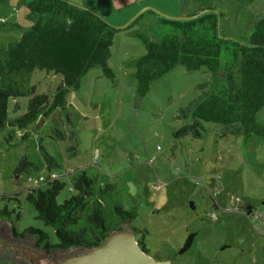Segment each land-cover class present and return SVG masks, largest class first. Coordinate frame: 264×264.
<instances>
[{"label": "rangeland", "instance_id": "rangeland-1", "mask_svg": "<svg viewBox=\"0 0 264 264\" xmlns=\"http://www.w3.org/2000/svg\"><path fill=\"white\" fill-rule=\"evenodd\" d=\"M62 1L116 29L108 60L112 76H106L100 66L91 67L79 88L63 95L61 107L26 129H17L8 122L25 113L30 90L53 96L62 78L43 70L0 71V86L23 94L8 102V120L0 128V210L10 212L0 218V264H36L35 253L37 259L43 256L57 262L64 257L35 247L33 237L11 234L12 229L21 233L31 227L45 232L50 244L57 243L53 228L38 220L34 208L24 201L28 178L49 172L38 145L60 166L50 170L64 184L58 204L73 195L71 185L79 173L84 171L94 180L92 195L70 230L89 228L87 216L98 202L106 226L112 232L132 231L137 242L144 238L146 254L154 261L264 264V135L238 140L236 127L209 122H202L199 137L178 133L181 127L191 126L186 112L205 95V84L223 73L212 76L203 67L187 71L177 65L152 81L142 96L135 77L144 42L159 43L169 30L164 19L213 14L218 37L248 45L252 30L264 20V0ZM46 19L43 15L42 21ZM33 24L24 2H0L1 65ZM238 63L229 70L234 86ZM256 118L264 128V105ZM23 157L37 170L16 177L15 167ZM66 173L70 176L64 177ZM116 205L134 211L128 225L120 221L124 215L114 212ZM189 235L192 243L181 254ZM68 253L65 256L70 258L83 250Z\"/></svg>", "mask_w": 264, "mask_h": 264}, {"label": "trees", "instance_id": "trees-1", "mask_svg": "<svg viewBox=\"0 0 264 264\" xmlns=\"http://www.w3.org/2000/svg\"><path fill=\"white\" fill-rule=\"evenodd\" d=\"M21 1L34 18V24L9 49L7 59L0 64V71L19 74L43 70L59 74L62 78L53 96L34 94L30 90L31 97L27 101L25 113L8 122L11 127L26 129L40 117H46L53 108L61 107L63 95L78 89L81 78L91 67L100 66L106 76H112L108 60L117 31L94 14L62 0ZM43 15L47 16L44 22ZM164 22L169 25V30L162 35L159 43L145 41V53L135 64L138 95L145 94L152 81L161 78L177 65L187 71H197L203 67L212 76L223 73V77H211L210 83L205 84V95L186 112L191 117V126L181 127L178 133L191 132L194 137H199L198 131L203 129L202 122H209L222 125L223 128L236 127L244 138L264 135V128L256 118L264 105V20L252 30L248 45L219 38L213 14H204L185 22L165 19ZM237 60L238 82L234 86L229 70ZM20 96L23 94L18 90L0 86V128L8 120V102ZM38 152L49 172L60 168L41 145H38ZM29 170L37 168L23 157L15 167L14 175L17 177ZM59 178L45 183V190L39 188L44 184L32 187L28 178L30 187H27L24 197V201L36 211V218L53 228L57 243L50 244L45 232L31 227L21 233L12 229L11 234L21 239L33 237L35 247L64 255V260L68 258L65 255L70 250L96 248L112 231L106 226L98 202L93 204L87 216L90 227L70 230L71 226L77 225L80 213L92 195L94 180L84 171L79 173L71 185L73 195L58 204L56 198L64 186ZM262 205L264 207V202ZM250 209L246 207L248 213ZM114 212L124 215L120 221L127 225L135 214L132 210L123 211L117 205L114 206ZM9 213L6 209L0 210V218L8 217ZM143 239L138 241V245L147 253ZM191 243L192 235H189L180 253L187 251Z\"/></svg>", "mask_w": 264, "mask_h": 264}, {"label": "water", "instance_id": "water-1", "mask_svg": "<svg viewBox=\"0 0 264 264\" xmlns=\"http://www.w3.org/2000/svg\"><path fill=\"white\" fill-rule=\"evenodd\" d=\"M204 14L206 12H201L189 18H176V21H189ZM168 20L172 21L170 18ZM219 38L227 40V38ZM35 255L38 256L37 253ZM36 256L32 258L36 264H169L168 261L157 262L149 257L140 248L130 230L111 232L96 248L83 250V253L60 262L47 260L43 256L37 259Z\"/></svg>", "mask_w": 264, "mask_h": 264}, {"label": "built area", "instance_id": "built-area-1", "mask_svg": "<svg viewBox=\"0 0 264 264\" xmlns=\"http://www.w3.org/2000/svg\"><path fill=\"white\" fill-rule=\"evenodd\" d=\"M64 175H68L69 176V173H66ZM59 177L53 173V172H48L47 176H38L37 178L33 179V178H30L28 181L30 182L31 186L32 187H35V186H38L40 184H45L47 182H52L54 180H57ZM236 201V200H235ZM210 217L211 218H215L214 214H210Z\"/></svg>", "mask_w": 264, "mask_h": 264}, {"label": "crops", "instance_id": "crops-1", "mask_svg": "<svg viewBox=\"0 0 264 264\" xmlns=\"http://www.w3.org/2000/svg\"><path fill=\"white\" fill-rule=\"evenodd\" d=\"M238 135V140H240L241 138H242V136H240V134L238 133L237 134ZM249 138V137H248ZM248 138H245V139H248ZM238 202V201H237ZM218 204H217V202H214V207H216V208H218ZM247 206V205H246ZM136 240V239H135ZM143 244H144V247H145V240H144V242H143ZM145 249H146V247H145ZM152 258V257H151ZM153 259V258H152ZM154 260V259H153ZM157 261H162V260H157ZM163 261H165V260H163Z\"/></svg>", "mask_w": 264, "mask_h": 264}]
</instances>
